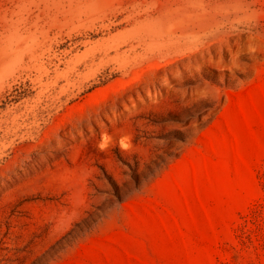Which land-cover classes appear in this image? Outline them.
<instances>
[{
	"label": "rangeland",
	"instance_id": "obj_1",
	"mask_svg": "<svg viewBox=\"0 0 264 264\" xmlns=\"http://www.w3.org/2000/svg\"><path fill=\"white\" fill-rule=\"evenodd\" d=\"M0 264H264V0H0Z\"/></svg>",
	"mask_w": 264,
	"mask_h": 264
}]
</instances>
